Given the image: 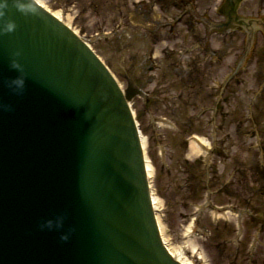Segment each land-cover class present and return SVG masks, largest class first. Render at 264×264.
<instances>
[{"label":"rangeland","instance_id":"obj_1","mask_svg":"<svg viewBox=\"0 0 264 264\" xmlns=\"http://www.w3.org/2000/svg\"><path fill=\"white\" fill-rule=\"evenodd\" d=\"M37 1L90 45L123 89L134 91L130 105L161 201L165 244L191 264H264L261 30L247 52L248 36L238 32L205 38L208 18L219 19L215 0ZM260 3L264 8V0H250L241 11L263 28Z\"/></svg>","mask_w":264,"mask_h":264},{"label":"water","instance_id":"obj_2","mask_svg":"<svg viewBox=\"0 0 264 264\" xmlns=\"http://www.w3.org/2000/svg\"><path fill=\"white\" fill-rule=\"evenodd\" d=\"M31 6L26 15L9 0L0 18L16 24L0 34V264H180L160 237L133 93ZM13 58L26 76L19 95L6 85L21 74ZM58 217L61 229L41 227Z\"/></svg>","mask_w":264,"mask_h":264},{"label":"clouds","instance_id":"obj_3","mask_svg":"<svg viewBox=\"0 0 264 264\" xmlns=\"http://www.w3.org/2000/svg\"><path fill=\"white\" fill-rule=\"evenodd\" d=\"M13 6L16 7L18 11L26 15L34 14V9L31 6V0H13ZM8 7L9 0H0V18L6 16V10ZM15 29L16 24L14 21H6L3 27H0V34H8L14 32ZM19 55V52L15 53V56ZM10 67L11 69L18 71L21 74L11 80H7L6 85L14 94L19 95L23 92V89L25 87L26 76L24 74V69L21 63L15 58L10 61ZM2 107L3 110H10L9 105H3ZM41 227L47 228L49 230L61 229L63 227V217H58L55 221L48 220L43 225H41ZM60 238L63 241H67L69 239V235L63 234Z\"/></svg>","mask_w":264,"mask_h":264},{"label":"flooded vegetation","instance_id":"obj_4","mask_svg":"<svg viewBox=\"0 0 264 264\" xmlns=\"http://www.w3.org/2000/svg\"><path fill=\"white\" fill-rule=\"evenodd\" d=\"M234 2H235V0H219V7L220 8L216 14H218L222 19L221 20H214L215 24H222V23L228 24L229 23V24H231V26H235V24H233V23L238 22L239 21L238 19H240L241 16L238 13H236V14L231 13L232 12L231 11V8H232L231 4ZM261 7H262V4H261ZM262 8H261V10H262ZM223 11H225V12L223 13ZM251 15H253V14L247 13V14L243 15V17H250ZM209 22H211V20H209Z\"/></svg>","mask_w":264,"mask_h":264},{"label":"bare ground","instance_id":"obj_5","mask_svg":"<svg viewBox=\"0 0 264 264\" xmlns=\"http://www.w3.org/2000/svg\"><path fill=\"white\" fill-rule=\"evenodd\" d=\"M58 19H60V20H62L63 21V19H61V16L59 15V14H57V13H53ZM198 143L199 144H205L206 143V141H204L203 139H198ZM191 152V155L192 154H194V153H196V151H194L193 149L190 151ZM190 155V156H191ZM147 171H148V174L150 175V168H149V166L147 165ZM152 204H153V207L155 208V209H159V207L161 206V201L159 200V199H157L156 197H153L152 198ZM166 247H167V250L169 251V253L179 262V263H181V264H191L190 262H187V260L183 257V255H182V252H181V250L180 249H178V248H169L167 245H166Z\"/></svg>","mask_w":264,"mask_h":264}]
</instances>
